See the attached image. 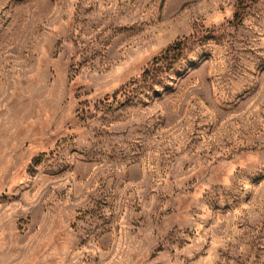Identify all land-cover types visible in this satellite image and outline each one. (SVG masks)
<instances>
[{
  "label": "rangeland",
  "instance_id": "rangeland-1",
  "mask_svg": "<svg viewBox=\"0 0 264 264\" xmlns=\"http://www.w3.org/2000/svg\"><path fill=\"white\" fill-rule=\"evenodd\" d=\"M0 264H264V0H0Z\"/></svg>",
  "mask_w": 264,
  "mask_h": 264
},
{
  "label": "trees",
  "instance_id": "trees-1",
  "mask_svg": "<svg viewBox=\"0 0 264 264\" xmlns=\"http://www.w3.org/2000/svg\"><path fill=\"white\" fill-rule=\"evenodd\" d=\"M184 47L185 42H174L162 53L155 56L151 61V65L144 71L143 78L154 81L160 74L171 70L179 60Z\"/></svg>",
  "mask_w": 264,
  "mask_h": 264
}]
</instances>
